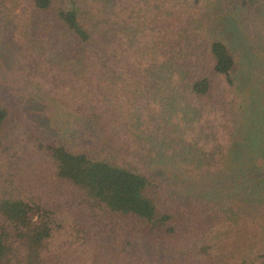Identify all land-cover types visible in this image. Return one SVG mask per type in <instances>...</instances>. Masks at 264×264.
Segmentation results:
<instances>
[{"label":"trees","instance_id":"trees-1","mask_svg":"<svg viewBox=\"0 0 264 264\" xmlns=\"http://www.w3.org/2000/svg\"><path fill=\"white\" fill-rule=\"evenodd\" d=\"M9 1L45 21L12 48L0 31V264H264V239L238 244L264 175L210 182L264 156V0Z\"/></svg>","mask_w":264,"mask_h":264},{"label":"rangeland","instance_id":"rangeland-1","mask_svg":"<svg viewBox=\"0 0 264 264\" xmlns=\"http://www.w3.org/2000/svg\"><path fill=\"white\" fill-rule=\"evenodd\" d=\"M4 6L0 3V31L5 26L6 36L2 39L3 44L12 48L14 40L21 38L23 34H32L34 31L39 35H43L44 29L40 24L45 21L42 14L30 10L22 2L17 1L15 6L7 0L3 2ZM8 7V10L5 8ZM5 48L0 51V76L5 77L8 70V63L10 61L9 51L10 48ZM249 62V59L245 60V64ZM253 63V62H252ZM0 84L1 81H0ZM24 109L28 116L47 133L62 134L65 131L69 132L68 118L65 114L57 110L48 100L42 96H26L23 98ZM257 158L247 160L244 162L241 156L228 167L224 175L220 179L210 180L211 183H224L234 178V176L240 171L246 169H252L254 172L253 177H259L264 175L261 172L264 156H262L261 149L257 148ZM256 153H253L252 157H256ZM242 155V154H241ZM254 166V167H253ZM253 167V168H252ZM156 171L169 181L184 182L187 186H193L196 191L215 193L220 190L219 186H211L207 182V179H183L178 176L175 169L167 162L163 161L156 166ZM241 177L239 180L243 179ZM234 180H232L233 182ZM183 186V185H181ZM238 239L239 245H247L260 242L264 239V205L254 221L248 224L242 232H240Z\"/></svg>","mask_w":264,"mask_h":264}]
</instances>
